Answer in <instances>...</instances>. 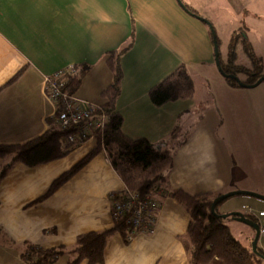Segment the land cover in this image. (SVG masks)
<instances>
[{"label":"crops","instance_id":"obj_1","mask_svg":"<svg viewBox=\"0 0 264 264\" xmlns=\"http://www.w3.org/2000/svg\"><path fill=\"white\" fill-rule=\"evenodd\" d=\"M182 2L209 21V10H217L216 0ZM122 50L114 108L123 117L124 133L177 152L166 182L154 193L160 206L151 232L138 233L129 243L113 233L101 264H189L190 215L169 193L181 189L215 197L239 190L231 188L238 152H226L224 140L215 136L214 112L193 117L194 93L161 106L150 99V90L178 67L189 72V66L215 61L210 28L177 0H0V144L25 143L50 128L55 107L45 77L61 68L88 66L75 97L102 106L114 77L107 54ZM180 133L186 140L175 142ZM95 144L90 139L63 158L34 167L17 163L1 179L0 264H30L23 256L30 244L63 248L55 264H67L79 235L113 227L111 195L126 185L104 151L44 197ZM2 163L0 158V169ZM246 202H222L218 211L242 212L239 206Z\"/></svg>","mask_w":264,"mask_h":264},{"label":"trees","instance_id":"obj_2","mask_svg":"<svg viewBox=\"0 0 264 264\" xmlns=\"http://www.w3.org/2000/svg\"><path fill=\"white\" fill-rule=\"evenodd\" d=\"M186 7L191 13L196 14L191 6L187 5ZM236 44V38H234L229 46L228 63H221L223 71L227 74H236L247 70L245 67L235 64ZM122 52L123 50L120 52L110 51L107 54L106 62L114 77L113 82L103 92L107 100L102 108L107 113L108 119L104 127L94 134L95 146L78 163L57 178L44 197L49 196L94 156L104 151L129 192L138 194L141 199L151 195L160 206V201L156 200L154 193L162 188L166 182L167 172L173 166L174 155L172 150L174 151V148L156 146L145 138L134 139L124 133L123 117L114 108L115 100L120 92L123 74L120 65ZM252 53L249 52L256 66V70L253 71H259L261 68L260 61ZM75 66L76 72L66 76L64 87L71 94L77 92L88 70V66ZM225 79L229 84L237 85L233 80ZM252 82L253 80L246 81L248 84ZM193 93L194 82L186 67L180 66L155 85L150 90L149 96L154 105L161 106L171 101L190 98ZM57 119L58 115L55 113L48 120L50 128L28 142L0 144V158L3 161L0 169V181L17 163H23L29 167L38 166L61 159L78 147L66 142V136L70 131L61 130L56 125ZM124 193V191L112 193L111 197L115 200H123ZM169 196L185 207L190 215L185 241L189 264H262L263 259L233 236L225 220L211 212V205L216 196L214 197L209 193L191 195L181 189L170 192ZM113 211L112 209V213ZM216 211L220 213L218 207ZM245 214L250 218L256 217L252 214ZM125 215L127 218H131L133 213L126 212ZM155 215L156 213H151V223ZM113 217L114 225L112 228L78 236L77 245L71 251L73 259L69 260L67 264H81L83 261H86L87 264L103 263L107 240L115 232L121 234L124 241L129 243L128 236L131 227L127 223V218ZM260 252L264 254L262 250ZM63 254V248H42L31 244L27 245L23 252L24 259L30 264H55L56 260Z\"/></svg>","mask_w":264,"mask_h":264},{"label":"rangeland","instance_id":"obj_3","mask_svg":"<svg viewBox=\"0 0 264 264\" xmlns=\"http://www.w3.org/2000/svg\"><path fill=\"white\" fill-rule=\"evenodd\" d=\"M216 2L217 10H209L208 17L212 19L210 22L219 40L220 62L228 63L229 46L236 38L235 64L253 72L256 66L249 54L253 52L260 61L259 73L264 76V0H229L228 4L220 0ZM188 73L194 82L193 117L206 118L214 112L215 136L224 140L226 152H233L234 155L238 152L235 156L237 166L231 173V188L238 187L239 190L264 196V81L254 88L231 85L219 72L215 61L212 65L189 66ZM194 125L189 126L190 133ZM185 137L184 133H180L175 142L186 140ZM172 152H177V149ZM245 201L243 207L239 206L240 210L264 222V216L259 214L264 212V200L238 195L224 202L238 204ZM225 222L231 225L233 236L251 249L253 230L233 220ZM258 248L264 252V234L260 235Z\"/></svg>","mask_w":264,"mask_h":264},{"label":"built area","instance_id":"obj_4","mask_svg":"<svg viewBox=\"0 0 264 264\" xmlns=\"http://www.w3.org/2000/svg\"><path fill=\"white\" fill-rule=\"evenodd\" d=\"M76 69L75 65H70L47 75L45 92L54 104V114L58 115L56 125L63 131H70L66 136V142L79 146L94 138L95 132L104 127L108 115L101 105L79 100L75 94L64 89L66 76L75 73ZM124 192L123 200H115L112 209L113 216L123 218H127L126 212L133 213L131 218H127V223L131 227L128 240L131 241L138 233L151 232L150 215L157 213L159 204L151 195L141 199L138 194L129 192L127 188ZM260 216H264V212H261Z\"/></svg>","mask_w":264,"mask_h":264},{"label":"water","instance_id":"obj_5","mask_svg":"<svg viewBox=\"0 0 264 264\" xmlns=\"http://www.w3.org/2000/svg\"><path fill=\"white\" fill-rule=\"evenodd\" d=\"M177 1L184 10L191 13L187 9L186 5L182 2V0H177ZM191 14H193V13H191ZM193 15L197 16V18L199 20L204 22L210 28L211 33H212L213 44H214L215 64H216L219 72L225 78L233 80L240 87H250V88L257 87L258 85H260L264 81V76H262L255 83L248 84L233 74L225 73L223 71L222 64L220 62V52H219V48H218V40H217V37L215 36L212 23L209 20H207L206 18L198 16L197 14H193ZM238 195L251 196V197H255V198L264 200V196L257 194L255 192L245 191V190H234V191H230V192H227L225 194H221V195L217 196L215 198V200H213V202H212L211 212L221 219L225 220L228 218H232L234 220H237L241 223L248 225L255 233L253 241L251 243V250L258 257H260L261 259L264 260V254H262L258 248V241H259L260 235L262 233V230L264 229V222H262L258 217L250 218V217L246 216L245 213L240 212V211L229 212V213H225V214L217 213V211H216V208L218 207V205L220 203L224 202L225 200H227L233 196H238Z\"/></svg>","mask_w":264,"mask_h":264},{"label":"flooded vegetation","instance_id":"obj_6","mask_svg":"<svg viewBox=\"0 0 264 264\" xmlns=\"http://www.w3.org/2000/svg\"><path fill=\"white\" fill-rule=\"evenodd\" d=\"M259 72L260 71H253L252 72L249 69H247L246 71L237 72L236 74H233V73H228V74H233V75L239 77L244 82H246L248 80H253L252 83H255L260 77H262ZM252 83H249V84H252Z\"/></svg>","mask_w":264,"mask_h":264}]
</instances>
